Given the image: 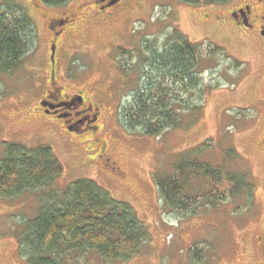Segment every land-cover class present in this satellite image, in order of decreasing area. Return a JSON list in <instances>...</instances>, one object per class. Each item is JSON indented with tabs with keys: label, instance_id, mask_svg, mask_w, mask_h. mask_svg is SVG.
Returning a JSON list of instances; mask_svg holds the SVG:
<instances>
[{
	"label": "rangeland",
	"instance_id": "1",
	"mask_svg": "<svg viewBox=\"0 0 264 264\" xmlns=\"http://www.w3.org/2000/svg\"><path fill=\"white\" fill-rule=\"evenodd\" d=\"M242 1L206 6L182 0H121L107 12L89 14L79 11L76 3L68 7L78 22L63 41L58 83L66 94L82 92L88 101H96L103 113L97 134L74 135L38 109L49 89L45 21L60 16L62 9L44 8L39 0H0L2 11L25 8L40 40L38 48L24 56L21 68L0 77V163L6 143H17L52 148L64 167L48 187L0 197V264H28L15 232L26 228L55 189L82 179L94 180L113 198L129 203L149 231L137 256L110 264H264L263 55L258 43L244 40L222 18ZM175 32L203 45L198 70L203 108L194 118L182 114L186 128L168 129L159 136L127 129L120 116L122 104L143 84L145 53L163 51L166 37ZM209 47L221 49L208 58ZM119 49L126 55L118 56ZM201 93L189 97L199 102ZM207 140L216 145L201 160L219 165L234 147L242 161L226 166L247 171L255 195L249 201L242 193L214 207H200L197 215L179 216L164 207L155 175L171 173L180 153ZM194 187L205 193L211 185L199 179ZM76 256L74 264H109L93 251Z\"/></svg>",
	"mask_w": 264,
	"mask_h": 264
},
{
	"label": "trees",
	"instance_id": "2",
	"mask_svg": "<svg viewBox=\"0 0 264 264\" xmlns=\"http://www.w3.org/2000/svg\"><path fill=\"white\" fill-rule=\"evenodd\" d=\"M66 0H48L59 5ZM192 5H219L231 0H182ZM34 22L21 7L0 8V77L21 68L24 56L34 45ZM219 47H209L211 58ZM118 56H125L119 49ZM141 68L143 84L128 103L122 104L120 116L127 129H140L147 136H159L168 129L187 127L182 114L194 118L203 108V45L192 42L183 32L166 37L163 51H147ZM127 72L130 70L125 69ZM201 100H191L194 92ZM3 94L0 88V97ZM183 125V126H182ZM216 144L211 140L180 153L171 173H156L154 183L164 207L179 216L197 215L200 207H214L219 202L245 193L249 201L255 186L245 170L231 171L226 163L237 164L242 156L228 148L219 165L201 160V155ZM207 150V151H206ZM226 167V168H225ZM64 172L52 148H29L6 143L0 163V197L11 198L50 186ZM202 179L211 185L205 193L194 187ZM17 231L20 253L28 264H74L78 254L93 251L106 263L129 260L140 253L149 231L134 208L112 197L97 182L82 179L55 189L39 214ZM202 260V258H197Z\"/></svg>",
	"mask_w": 264,
	"mask_h": 264
},
{
	"label": "flooded vegetation",
	"instance_id": "3",
	"mask_svg": "<svg viewBox=\"0 0 264 264\" xmlns=\"http://www.w3.org/2000/svg\"><path fill=\"white\" fill-rule=\"evenodd\" d=\"M39 1L41 3L40 6L44 8L54 11V7H57L62 9V12L60 16L54 17L52 15L45 21L47 27L45 30L47 37L46 47L50 57L47 70L49 89L43 98L39 100L38 109L42 115L53 117L56 125L59 128L62 127L67 133L79 135L81 132L91 131L97 134L99 129H101L100 122L103 119L101 107L96 101H88L82 92L77 94L64 93V87L58 83L59 54L63 49L64 39L72 32L71 27H74L78 22L73 19L74 13L66 10L68 7L76 3L79 11H86L88 14L93 11L94 13H103L112 9L117 2L114 3L115 0H66L64 3L54 5L49 4L48 0ZM36 8L39 10V5H36ZM29 17L32 19L31 16ZM222 18L227 20L234 27V31L237 34L239 33L244 40L253 42L255 43L254 45L259 44L258 48L263 55L259 66L264 68V0H244L236 7L229 9ZM32 21L34 22L35 33L34 45L30 48L27 55L33 53L40 42L36 36L37 33L39 36L37 25L33 19ZM54 44L56 45L55 59L52 52ZM249 71L250 69L248 68ZM81 97L83 100H81Z\"/></svg>",
	"mask_w": 264,
	"mask_h": 264
},
{
	"label": "water",
	"instance_id": "4",
	"mask_svg": "<svg viewBox=\"0 0 264 264\" xmlns=\"http://www.w3.org/2000/svg\"><path fill=\"white\" fill-rule=\"evenodd\" d=\"M118 1H120V0H115L114 3H115V2H118ZM52 52H53L54 59H55V53H56V45H55V44H54V47L52 48ZM81 100H83L82 97H81ZM42 103L44 104V102H42Z\"/></svg>",
	"mask_w": 264,
	"mask_h": 264
}]
</instances>
